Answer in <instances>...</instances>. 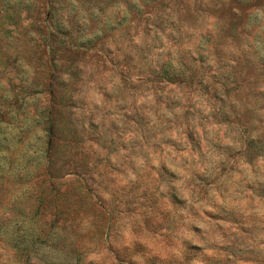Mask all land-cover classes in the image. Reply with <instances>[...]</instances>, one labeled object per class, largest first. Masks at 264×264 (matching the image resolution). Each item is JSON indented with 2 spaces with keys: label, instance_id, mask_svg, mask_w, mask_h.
<instances>
[{
  "label": "rangeland",
  "instance_id": "rangeland-1",
  "mask_svg": "<svg viewBox=\"0 0 264 264\" xmlns=\"http://www.w3.org/2000/svg\"><path fill=\"white\" fill-rule=\"evenodd\" d=\"M250 137L264 0H0V264H264Z\"/></svg>",
  "mask_w": 264,
  "mask_h": 264
},
{
  "label": "trees",
  "instance_id": "trees-1",
  "mask_svg": "<svg viewBox=\"0 0 264 264\" xmlns=\"http://www.w3.org/2000/svg\"><path fill=\"white\" fill-rule=\"evenodd\" d=\"M174 69V68H172ZM172 69H166L164 71V77L168 80V81H175V72H172ZM254 141H256V139L254 137H250L246 143H245V154L247 155H252L254 156V154H256L257 156L262 155V151L264 152V143H261L258 145V147H255Z\"/></svg>",
  "mask_w": 264,
  "mask_h": 264
}]
</instances>
